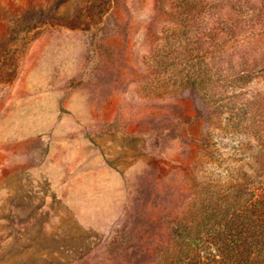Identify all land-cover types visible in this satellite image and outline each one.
<instances>
[{
    "label": "rangeland",
    "instance_id": "obj_1",
    "mask_svg": "<svg viewBox=\"0 0 264 264\" xmlns=\"http://www.w3.org/2000/svg\"><path fill=\"white\" fill-rule=\"evenodd\" d=\"M257 171L264 0H0V264H180Z\"/></svg>",
    "mask_w": 264,
    "mask_h": 264
},
{
    "label": "trees",
    "instance_id": "obj_2",
    "mask_svg": "<svg viewBox=\"0 0 264 264\" xmlns=\"http://www.w3.org/2000/svg\"><path fill=\"white\" fill-rule=\"evenodd\" d=\"M32 22L30 18L29 23ZM170 122L173 123V120L170 119ZM255 175L256 179L257 176L264 178V173L261 171H257ZM243 188L242 185L233 184L230 189H222L223 192L220 193L222 195L218 197L240 206L236 215H229L231 211L229 208H226L225 214L222 210L214 214L210 209L211 205H204L201 209L193 210L199 194L193 193L187 201L188 211L183 212V217H176L170 223L174 242L169 252L176 257L177 262L179 261L180 264H264V188L261 191H257L259 186L252 188L254 192L249 194L238 191ZM227 219L229 220L222 228L216 226ZM183 221L186 225L180 229L179 225ZM200 225H205V228ZM150 229L151 224L149 231ZM182 231L187 233L188 249L186 252H182L183 249H181L178 253H173L179 247L174 236Z\"/></svg>",
    "mask_w": 264,
    "mask_h": 264
}]
</instances>
